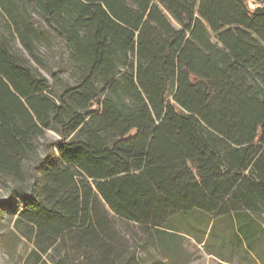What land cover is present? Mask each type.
<instances>
[{
	"label": "trees",
	"instance_id": "trees-1",
	"mask_svg": "<svg viewBox=\"0 0 264 264\" xmlns=\"http://www.w3.org/2000/svg\"><path fill=\"white\" fill-rule=\"evenodd\" d=\"M261 42L264 0H0V184L27 264H190L193 242L264 264Z\"/></svg>",
	"mask_w": 264,
	"mask_h": 264
},
{
	"label": "rangeland",
	"instance_id": "rangeland-1",
	"mask_svg": "<svg viewBox=\"0 0 264 264\" xmlns=\"http://www.w3.org/2000/svg\"><path fill=\"white\" fill-rule=\"evenodd\" d=\"M264 46V42H261ZM40 54L44 59V64L49 71H60L62 73L61 79L65 82L74 83L72 77L71 67L66 58L67 53L62 57L63 61L59 65V59L55 51L48 52L42 48ZM44 76L50 79L49 74L42 71ZM59 139L58 134L55 131H48L45 135V139H42L39 143H43L45 140L56 141ZM57 151L56 147H53ZM37 156H44V149L39 144ZM10 189L0 184V201H9L10 206H0V264H27L31 252L35 249V245L32 242L25 239L21 232L16 227L17 219L19 218V212L23 207V202L15 196L11 195ZM189 251L193 255V259L190 264H219L220 261L215 256L207 255L204 252L202 245H196L194 242L189 246ZM45 258V257H43ZM31 264H37L35 261ZM255 264H261L257 262Z\"/></svg>",
	"mask_w": 264,
	"mask_h": 264
}]
</instances>
